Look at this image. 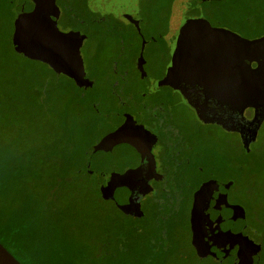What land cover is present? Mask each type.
I'll return each instance as SVG.
<instances>
[{
  "label": "rangeland",
  "instance_id": "obj_1",
  "mask_svg": "<svg viewBox=\"0 0 264 264\" xmlns=\"http://www.w3.org/2000/svg\"><path fill=\"white\" fill-rule=\"evenodd\" d=\"M24 1L7 0L6 8L10 13H15ZM182 1L142 0L140 2L141 36L131 25L122 24L121 30L117 34L118 56L115 59L119 64L118 68L123 71L126 68L121 65L122 61H128V65L133 67L138 52L143 49V61L146 62L145 71L149 73L153 81H157L158 86L162 87L163 92L175 106V116L172 119L181 127V132L185 135L186 140L184 143H187L188 148L184 144L181 145V142L173 147L172 155L177 153L175 156L179 169L173 172L176 174L175 178L174 175L169 174V177H173V179H168L169 182L166 180L168 185L163 186V189L172 190L175 188L188 192L191 185L195 186L197 190L203 186L225 187L228 183L234 184L230 192L231 201L241 204L245 208L248 227L250 230H254L253 234L250 231L247 234L258 243L255 245L260 253V262L264 263V124L259 138L251 147L250 157H247L240 146L241 142L237 135L226 133L214 126L202 125L190 108L181 101L174 83L167 75L170 59L167 36L169 24L172 23L171 10H174L175 5L179 9L184 4ZM58 3L63 11L64 6L66 7L65 12L70 14V21L86 23L93 19L96 20L98 17L101 18L104 13L107 14L105 11L103 14L97 11L94 0H89L91 17L79 0H68L67 4L63 0H59ZM192 3L194 2L192 1ZM81 7H84V11H80ZM91 8L93 9L91 10ZM62 9L60 12H63ZM213 12L211 8L203 7V15L211 26L231 27L244 33L247 37L264 32V0H218V3L213 7ZM172 19L175 24L177 19ZM109 23V18H106L104 27H109ZM4 26L3 35L5 40L9 41V26L6 22ZM75 33L78 34V32ZM107 36L110 35L102 33L100 36L92 37L89 41L84 37L82 55L86 74L76 81L60 72L49 70L46 65L40 62L39 64L32 63L19 57L12 51L8 50L7 54L6 68L10 70V73H17V79L26 86L22 87L21 92L23 94L25 90L29 92L20 100L27 98L38 100V106L32 105L38 111L37 118L27 117L29 113L20 105L17 114H15L16 119H20L33 128L29 140L41 144L43 155L54 154L55 158L49 162L57 173H65L71 179L76 177L78 182L72 181V183L88 186V189L80 187V191H75L74 186L70 189L60 190L62 203L67 205L75 203L82 216H86L93 210L91 207L93 204L101 214L115 216L116 213L109 203L103 201V195L98 193L100 189L97 187L100 181L107 184L106 191L109 193L107 198L109 200L122 195L123 189L119 190L113 180L109 181L113 178L112 174L118 162L125 157L131 144L129 124L122 123L116 126L119 121L117 108L114 107V104L112 105L110 97L103 92L102 83L105 82L103 80L106 76L105 69L113 68L112 59L105 62L104 58L109 55L104 48L111 43ZM100 43L102 47L99 49ZM86 76H88V80L92 79L94 84L89 91L84 88ZM120 90L122 89L120 88ZM41 101H43L42 106H40ZM100 122H104V126L110 124L106 126L105 132L96 130ZM102 136L104 138L98 141ZM46 141L58 143L45 146ZM180 141H182L181 138ZM188 149L195 151L198 157L185 154L184 150ZM65 167L72 168V170L64 171ZM198 167L203 169L205 178L201 176L202 178L197 181L199 174L196 169ZM77 168L79 170L83 168L80 170L81 175H76L74 170ZM186 175L189 176V179H186ZM194 179L195 181L192 183ZM189 182L190 185H188ZM157 188L159 187H153L141 202L137 214L144 210L148 200L154 204L158 201ZM114 208L116 209L115 205ZM189 209L190 206L186 204L181 208L180 235L182 240H186L188 244L192 245ZM163 216H166V213L162 209L156 208L148 209V214H146L147 218L154 219ZM235 240H240L241 244L238 242L236 248L229 250L234 251L232 254H235L240 260L234 261V258H230L225 264H248L249 260L241 256L246 242L234 234L229 237V241ZM185 249L189 251L188 248ZM224 251L223 247L222 252ZM190 252L192 251L190 250ZM251 261L255 262L257 258ZM193 263L218 264L210 257H205L199 262L194 260ZM172 264H181V260L178 259Z\"/></svg>",
  "mask_w": 264,
  "mask_h": 264
},
{
  "label": "trees",
  "instance_id": "obj_2",
  "mask_svg": "<svg viewBox=\"0 0 264 264\" xmlns=\"http://www.w3.org/2000/svg\"><path fill=\"white\" fill-rule=\"evenodd\" d=\"M207 1L202 0L204 7L213 12L218 0ZM6 5L7 0H0V243L21 264H172L178 259L181 264H194V260L202 261L180 235L181 208L189 205L183 198L187 192L178 194L175 188L162 190L155 204L148 200L144 210L132 216L116 210L112 198L103 197V201L116 213L114 217L101 214L95 204L91 212L82 216L75 203H62L60 190L74 186L75 191H80V187L88 189V186L72 183L78 182L76 177L71 179L65 173H57L49 162L55 158L54 154L43 155L41 144L29 140L33 128L16 119L20 105L29 113L27 117L37 118L38 111L32 105L38 106V100H20L29 92H21L26 86L17 79V73H10L6 68L8 50L32 63L37 61L16 51L15 13H10ZM5 22L9 26V41L3 35ZM105 70L103 92L111 97L118 77ZM92 81L86 79V91L91 90ZM106 126L100 122L96 130L105 132ZM53 143L58 142L44 144ZM80 170H74L76 175H81ZM155 208L162 209L166 216L147 218L148 209ZM241 256L244 257V251Z\"/></svg>",
  "mask_w": 264,
  "mask_h": 264
},
{
  "label": "flooded vegetation",
  "instance_id": "obj_3",
  "mask_svg": "<svg viewBox=\"0 0 264 264\" xmlns=\"http://www.w3.org/2000/svg\"><path fill=\"white\" fill-rule=\"evenodd\" d=\"M141 1L142 0H94L97 11L101 14L105 11L107 14L104 13L101 18L98 17L96 20L93 19L86 23L83 21H70V14H66L67 12H65L66 7L64 6L63 11L61 5L58 3L59 0H56V5L58 6L59 11L60 9L63 11L60 12L57 21L58 29L63 33L70 32L74 35V40L71 41V44L68 45L67 48L62 42H60V45L67 51L69 50V52H73L75 50L74 45L76 48L78 47V50L75 52H79L83 65L84 59L82 49L85 43L84 37L89 41L92 37H95L96 35L100 36L102 33H104V35H110L107 37L111 40V43L104 48L106 53L109 54L105 56V62L112 59L113 68L111 69H113V71L108 68L107 71L117 75L118 79L116 80V86L118 87L113 90L111 97H109L112 105L114 104V107L117 108V118L119 121L116 126L121 125L122 123L129 124V138L131 140V144L125 153V157L118 162V165L120 166L121 163H125L127 157L130 155H136V167L143 176V185H141L142 187L140 188L143 191H148L147 194L142 197V202L153 187L155 188L158 186L159 188H157V190L159 193L160 191L165 190L163 189V186L166 187V185H168L166 180L176 177V174H173V172L176 169H179V167L175 156L177 153L172 155L173 147L180 142L181 145L184 144L186 148H188V146L187 143H184L186 140L185 135L181 132V127L174 123V120L172 119L175 116V106L168 99L167 94L163 92L162 87L158 86L157 81H153L150 78L149 73L145 71L146 62L143 61V49L141 52H138L137 60L135 61L133 67L128 65V61H122L121 65L126 68L123 71L118 68L119 64L115 59L118 56L116 46L118 37L117 34L118 31L121 30L122 24L131 25L135 28L138 35L141 36ZM63 2L67 4L68 0H63ZM79 2L85 7L89 17H91V2L89 3V0H79ZM203 7L204 4L202 3V0H197L194 1L193 7L188 6L186 8L193 13L194 10L197 9V11L206 20L207 18L203 15ZM93 8H91V10ZM172 13L173 11L171 10V20ZM106 18H109L110 20L109 27H104ZM169 25L171 26V24ZM170 26L167 36L168 50L170 52L168 66L172 57L169 49V33L171 32ZM211 27L219 30L223 29L234 35L226 37L223 44L225 60L232 63L235 65V68H237L233 70L234 72H237L238 69L263 70L264 40L262 42L254 41L264 38V32L253 37H247L244 33H240L231 27L221 25ZM75 32H78V34ZM237 39L239 42H237ZM251 42L254 43L251 44ZM101 47L100 43L99 49ZM87 77L88 76L85 78L87 79ZM93 85L94 84L91 82V89L93 88ZM120 88L122 90H120ZM187 89L192 90L189 86H187ZM175 90L180 96L181 101L194 113L199 123L202 125L214 126L226 133L237 135L241 142L240 146L244 150V154L247 157H250L251 147L259 138V134L264 124L263 113H258L259 116L255 119L257 112H255L254 108H246L240 113L235 109L233 111V109L228 108L225 105L218 104L215 100H213L212 104H207L206 99H202L204 101L202 102L203 105L208 108L210 112H212V117L220 122L218 124L204 123L198 118L195 109L185 102L183 96L176 87ZM189 93L191 99L195 103H198L199 100L196 99L193 91H190ZM257 121L259 122L256 123ZM180 138L182 141H180ZM243 143H247L248 147H245ZM184 153L189 156L191 155V157H198L197 153L192 149L184 150ZM187 165H189V163H187ZM196 170L199 174L198 176L196 175L197 181L202 177L205 178L203 169L198 167ZM169 174L174 176L170 178ZM186 179H189L188 175H186ZM194 181L195 179L192 183ZM145 183H147V186ZM188 185H190V182ZM233 185L234 184L232 183H228L225 187L203 186L200 189L198 186L197 190L195 186L191 185L188 192L183 194V198L185 197L188 200L190 206V241H192L193 234H197L199 238H206V243L209 242L216 247L214 248L209 246V253L202 257L197 255L194 247L193 250L198 259L201 258L203 260L205 257H210L218 264H225L228 260H230V258H234V261H238L240 258H237L235 254H232L234 251L229 250L236 248L238 246V242L241 244L240 240L232 242L229 241V237L234 234L246 242L244 248L246 250L245 252L250 249V255L248 257L245 256L244 252V258L249 260L248 264H264L260 262V253H258V247L256 246L258 243L255 242V240H252L251 236L247 234L248 231L253 234L254 230L252 231L248 227L245 208L241 204L231 201L230 192ZM180 191V189H176V193L179 194ZM236 206L242 207L245 210L246 227L241 234L238 233V226H241L242 224L239 222L238 225V221L236 220L237 212H235L236 209L235 211L233 210V207ZM193 226H195V229H193ZM256 239H258L257 236ZM253 245L256 248H254ZM223 247L225 250L224 252H222ZM256 258L257 261H251Z\"/></svg>",
  "mask_w": 264,
  "mask_h": 264
},
{
  "label": "water",
  "instance_id": "obj_4",
  "mask_svg": "<svg viewBox=\"0 0 264 264\" xmlns=\"http://www.w3.org/2000/svg\"><path fill=\"white\" fill-rule=\"evenodd\" d=\"M192 1L183 0L184 4L179 9L177 5L174 6L172 18L177 19V22L171 23L169 33V49L172 55L167 72L169 79L204 123H220L203 105L204 99L207 104H212L215 100L218 104L240 113L246 108H254L257 112L256 119L258 113L264 114V68L238 69L234 72L237 68L225 60L223 53L224 39L234 35L223 29L212 28L197 9L194 13L190 12L186 7H193ZM59 14L56 0H25L14 15L13 44L20 55L47 64L51 69L76 81L85 75L83 61L79 52H75L78 47L74 45L75 50L69 52L60 45L62 42L67 48L74 40V35L58 29ZM40 31L51 34L53 40L41 48L21 42L22 36ZM263 40L264 38L254 42ZM187 86L192 90H188ZM190 91H193L199 100L197 104L191 99ZM243 144L248 147L247 143ZM136 162V155L127 157L125 163L115 168L113 178L109 181L113 180L119 190L123 189L121 196L112 198L115 207L125 215L131 216L137 213L142 197L148 192L140 188L143 185V176L138 171ZM145 184L147 186V183ZM106 186V183L99 182L98 187L105 199L109 197ZM233 210L237 212L238 225L239 222L242 224L238 226V233L241 234L246 227L245 210L239 206L233 207ZM191 243L199 257L209 253V246L216 248L215 245L206 243V238H199L197 234H193ZM253 247L256 248L254 245ZM249 252L250 249L245 252L246 257L250 255ZM0 260L3 264H21L1 243Z\"/></svg>",
  "mask_w": 264,
  "mask_h": 264
},
{
  "label": "snow or ice",
  "instance_id": "obj_5",
  "mask_svg": "<svg viewBox=\"0 0 264 264\" xmlns=\"http://www.w3.org/2000/svg\"><path fill=\"white\" fill-rule=\"evenodd\" d=\"M22 43H28L33 47L41 48L45 44L51 42L53 40V37L51 34L40 31L33 34H30L28 36H22L21 38ZM0 264H3V261L0 260Z\"/></svg>",
  "mask_w": 264,
  "mask_h": 264
}]
</instances>
